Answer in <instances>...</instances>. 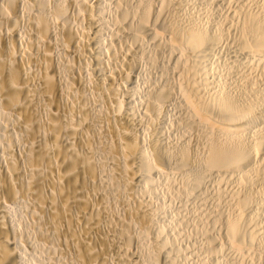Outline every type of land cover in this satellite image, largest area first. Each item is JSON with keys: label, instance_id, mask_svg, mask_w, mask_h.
<instances>
[{"label": "bare ground", "instance_id": "6f19581e", "mask_svg": "<svg viewBox=\"0 0 264 264\" xmlns=\"http://www.w3.org/2000/svg\"><path fill=\"white\" fill-rule=\"evenodd\" d=\"M105 1L0 0V264H145L146 260L142 259L145 255H142L143 251L140 250L142 244H145L144 240L147 241L151 233L155 239L154 244L147 241L151 245H146V250L152 247L148 255L143 245L144 253L148 256L147 264H160L162 258L169 261V264L172 262L176 264L174 259L177 261L178 258L175 256L176 258L170 259L171 253L169 251L168 254L166 247H169L168 250L171 248L166 245L167 239L160 235V231L161 234L164 233V228H160L161 225L164 226L160 223L164 220H160L164 214L161 215L160 212L166 210L165 204L164 207L159 206V208L155 204L157 209L154 208V202L151 203V199L148 200L143 192L154 193V184L158 177H171L170 179L174 178V181L177 178L176 180L180 181L177 174L181 175L180 179L183 177L181 181L185 180L184 184H187L188 189L199 193L198 199L195 197V200H199V196L201 200L205 197L199 190L201 191L203 186L208 185L206 183L217 177L223 178L220 179L219 184L225 183L223 185L225 189L232 185L231 189H227L228 192L237 183L242 182L240 185L242 187V184H245L242 189L236 185L237 188H234L237 190L233 188L232 193L230 191L229 195L232 194V198L229 197L232 199L230 204L224 200L226 197L219 198V194H216V200H224L225 203L224 201L221 203L224 205L228 203V208L223 209L227 204L225 206L222 204V207L219 204V207H216L219 209L215 213L213 209L216 208H212V212L209 211L213 213L212 215L208 212L211 220L210 222L208 219V222L213 226L212 233L217 231V234L221 233L224 238H220L219 234L216 236L213 234L215 238L210 233L212 230H209V234L203 231L201 234V226L198 228V225L203 223L200 220L199 224L197 221L194 225L197 226L195 232L199 229L195 235L200 234L203 239L206 236L207 240H205L209 243L207 247L212 253L205 251L207 248L204 252L208 253L210 259L220 258L219 254L217 255L219 258L217 256L213 258L214 253H217L218 248L222 246L217 244L216 239L219 241L224 239L226 245L219 250L225 251L227 247L226 251H230L229 254L233 252L236 258L238 257L235 255L236 250L238 252L243 248V251L242 249L239 251H242L244 256L242 252L238 253L241 263L247 258L246 249L250 248L249 251L247 250L250 255L255 250H263V255L261 254L263 257L260 256L261 259L263 258L262 261L258 260L260 257H256L259 253H256L257 255L253 253L251 255L253 259L250 257L245 261L248 264L250 259L252 260L250 264H254L253 260L256 257V261L262 264L264 262V177L262 178L261 175L264 173H262L264 167L259 168H263L262 171L256 168L264 164V109L263 106L254 103L257 98L264 99L262 96L264 95V7L258 5L259 0H238L237 3L233 0L234 4L229 0L230 5H235H232L233 8L230 10V5H227L229 1L223 0L227 1L225 6H229V10L226 11L230 13L227 12L226 15L229 14L230 17L225 16L226 11L221 10L228 18V20L224 18L229 23L227 27L233 26V23H230L234 22L233 20L237 21L234 25L239 23L241 26L239 30V24L237 25L241 33L234 30L236 26L230 29L235 33L233 31L234 37L229 38H234L233 41L237 43L234 44L232 41L234 47L231 45V49L237 48L240 52L238 54L237 49L236 51L234 49L236 55L230 49L229 51L233 52L230 56L235 54L239 59L244 53L246 56L244 60L247 59L244 64H255L259 73V77L257 73L256 77L260 78L258 81L263 87L262 91L257 88L258 81H254L255 79L252 81L257 86L254 90L261 92L262 95L261 98L257 96L251 106L240 101L242 99L238 98L240 96V94L237 96L238 92L234 93L230 86L234 85L233 81L229 80L233 82L230 84L227 79L229 86H221L222 84L216 86L215 82L212 84L213 82L210 81L213 64L209 60L215 55L219 56L217 50L219 51L220 44H225L224 42L228 41H225L227 36L232 34L226 32L229 31L226 26H222L225 27V32L216 28L217 23L215 25L213 23L214 20L217 22L216 18H213L214 20L211 18L212 22H206L210 20L206 17L205 22L200 17L201 21L192 20L186 15L190 11L187 12L188 9L184 11L189 0L187 2L185 0H108L110 1L108 5ZM215 3H212V6L213 4L217 6L218 3ZM223 4L221 2L220 7ZM189 6L190 9L191 5ZM225 6L223 5L224 9ZM207 14L205 13V16ZM186 16L190 20H186L184 18ZM108 33L113 37L114 43H106L105 34ZM227 33L229 35H226ZM241 36L243 38L237 42L235 37L237 39ZM222 39L223 43H221ZM151 41L155 42L158 49L162 47L167 49L165 52L169 50L167 53L164 52L165 54L169 52L173 54H168L174 57L172 66L168 67H173L171 68L173 72H170L177 77L181 76V79L177 78L180 80L177 83L168 78V75L165 76L166 73L164 71L163 74L162 69L161 74L167 78H163L162 81L159 78L160 83L151 80L155 84L146 87L144 98L137 100L139 106L141 105L138 112L135 106L137 104L135 95L138 94L135 93L136 83L139 82L136 81L139 76L138 67L141 60L146 59L142 57L150 46L146 45L147 42L153 47ZM119 42H122L125 48L122 47L123 50L117 51L113 44L117 46ZM228 44L230 45L231 41L227 46L225 44L226 51ZM157 48V51H162ZM149 51L147 53L151 55ZM109 55L112 56L110 63L106 59ZM166 58L162 59L166 60ZM148 59L150 61V58ZM215 59L218 60V57L212 59L214 66L217 62ZM233 59L228 61L234 62ZM75 60L81 61L79 66L73 63ZM171 60L168 58L166 67ZM235 62L234 65L237 66ZM239 62L242 61L238 60L237 63ZM219 63L221 64L220 61ZM219 63L216 65H220ZM225 64L227 67L224 66L222 69L227 71L225 67L228 68L229 63L225 62ZM231 64L230 67L233 65ZM244 64L242 66L241 63L243 68L240 66L238 69H248ZM251 65L250 67H253ZM221 66H218L219 70ZM247 69L245 72H253L255 67L250 71ZM215 70L218 69L214 68ZM232 71L230 70L231 76L235 70ZM167 72L169 73V70ZM242 72L241 74H244ZM216 73L220 72H215L214 77L217 76ZM236 73L237 71L235 76ZM225 74L220 73L217 77ZM246 74L244 75H250ZM251 77L247 78L252 79ZM218 78V81L222 80ZM235 78L233 77L234 81L237 80ZM241 78L244 80V76ZM211 79L217 82L216 79ZM223 80L222 83L225 82ZM239 80L241 81L240 76ZM248 83H251V80ZM247 87L246 89L249 90L250 87ZM238 88L235 90L239 91ZM241 96H244V92ZM247 96L251 95L247 94ZM252 98L249 97L251 100ZM173 99H178L181 110L183 109L184 113L178 112L183 117V122L178 124L185 122V127L191 129L184 128L190 132L188 133L192 138L183 133L187 139H194L192 144L185 142L184 135L182 136L184 140L180 139L185 142L184 144L183 141L181 144L178 141L173 143L175 138L171 142L166 137L169 135L163 132L164 128L162 129L160 125L162 123H159L166 118L163 117L165 114L163 115L162 112ZM178 102L176 100L177 104ZM178 106H176L177 110L180 111ZM138 113L142 114L141 121L150 124L146 126L149 129L146 131L148 134L140 128L144 122H138L140 119L136 118ZM179 115L177 116L180 117ZM154 117L159 120L163 118L162 121L155 122ZM169 174L173 175L169 177ZM210 176L213 178L211 179ZM225 176L227 178H224ZM229 178L235 184L227 185ZM207 179L210 181L206 182ZM224 179L227 181H223ZM216 180L215 184L218 183ZM169 181L171 185L174 182ZM164 183L166 184V181ZM183 186L180 188L182 189ZM213 186L211 184L212 188ZM216 187L218 190V186ZM185 188L181 191L185 192ZM212 188L209 189L210 192ZM223 188L222 191L219 188L220 193L223 192ZM162 189L164 190V187ZM197 192L193 194L196 196ZM175 194L179 193L175 192ZM189 194L192 193L182 195ZM182 195L180 199H184ZM185 198L194 200V197ZM215 202L212 205H215ZM161 208L163 210H159ZM182 210L186 209L183 207ZM197 211L196 213L199 212ZM203 211L205 213H202V217L207 213ZM192 216L194 218V215ZM202 217L200 216L202 222L207 221L202 220L205 219ZM25 218L27 220H24ZM207 225L209 224L203 226L206 231L209 229V227L206 229ZM104 227H108L110 233H102ZM205 242L201 243L208 245ZM227 252L225 254L220 252V255L227 256ZM233 255L229 258L233 259ZM241 255L244 259H241ZM225 258L227 261L228 256ZM207 259V264H210L211 260ZM225 260L219 263L229 264L228 261L224 263ZM166 261L165 264H168ZM229 261L234 262L231 259ZM236 264H240L239 261Z\"/></svg>", "mask_w": 264, "mask_h": 264}, {"label": "rangeland", "instance_id": "374dc122", "mask_svg": "<svg viewBox=\"0 0 264 264\" xmlns=\"http://www.w3.org/2000/svg\"><path fill=\"white\" fill-rule=\"evenodd\" d=\"M187 1H188V0H185V2H187ZM196 1H197V2H196ZM212 1H213V2H212ZM217 1H218V2H217ZM217 1L215 0V2H217L218 4L215 3L214 0H211V1H210V0H189V2L187 3L188 6L185 5V7H184V11L188 9L187 12H189V11H190V12H189V14H188V13H187V14L184 13V16H185V14H186L188 17L192 18V20H195V19L197 20V19H198L197 21H201V20L203 21V19H204L205 17H206L207 19H210V20H206V19H204V22H205V20H206V22H207V21L212 22V21L216 18L217 22H216L215 20L213 21L214 25L217 23V26L215 25L216 28H218V29H223L224 32H225L226 29H227V30H229V31H226V32H231L230 29H232L233 26H236L237 28L235 27L236 29H234V30L237 31V32H240V33H241V31H239V30H241V26H240V24L237 23V25L239 24L240 29L238 28L237 25H234V22H235L236 20H233L234 22H230L231 24L233 23V26H232L231 28H230L229 26L227 27V23H228V22H226L225 19H224V18L230 17V16H228L229 14L226 15L227 12H229V11H226L227 9L229 10V6H225L226 3H227V1H223V0H221L222 4L225 2V3L223 4V5L225 6V9L223 8V5H222V7H220V6H221V5H220L221 2H220L219 0H217ZM228 1H229V0H228ZM230 1H231V0H230ZM230 1L227 3V5H230L231 2L234 4V1H233V0H232L231 2H230ZM237 1H238V0H236V3H237ZM257 1H258V0H257ZM259 1H260V0H259ZM259 1H258V5L264 7V0H261V1H260V4H259ZM190 2H191V3H190ZM202 2H203V3H202ZM210 2H211V3H210ZM262 2H263V3H262ZM108 3H110V1L106 0V1H105V4L108 5ZM193 3H195V4H193ZM197 3H199V4H197ZM205 3H206V4H205ZM212 3L217 4V6H216V5L214 6V4H213V6H212ZM261 3H262L263 5H261ZM185 4H186V3H185ZM201 4L204 5V6H202ZM209 4H210V5H209ZM233 4L230 5V10L233 8V7H231ZM189 5H191V8H192V9H191V8L189 9V7H190ZM193 5H195V7H194ZM198 5H199V6H198ZM186 6H187V7H186ZM192 6H193V7H192ZM233 6H235V5H233ZM196 7H197V8H196ZM202 7H203V9H202ZM217 7H218V8H217ZM227 7H228V8H227ZM185 8H186V9H185ZM193 9H194V10H193ZM201 9H202V10H201ZM211 9H212V10H211ZM214 9H215V11H214ZM222 9H223V10H222ZM196 10H197V11H196ZM210 10H211V11H210ZM221 10H222L223 12L226 11V12H224V13H225V16H227V17H225V16L223 15V13H222ZM202 11H203V12H202ZM212 11L214 12V14H213ZM216 11H218V12H216ZM197 12L200 13L201 16H200V14H198ZM219 12H220V13H219ZM190 13H192V14H190ZM205 13H206V14L209 13V15L207 14L208 16H207V15L205 16ZM216 13H217V14H216ZM221 13H222V14H221ZM229 13H230V12H229ZM193 14H197L198 17H197V15L195 16V15H193ZM211 14H212V16H211ZM187 16H186V17H187ZM191 16H194L195 18H193V17H191ZM210 16H211V17H210ZM216 16H218V17H216ZM186 17H184L186 20H190V18L188 19V17H187V18H186ZM199 17H200V19H201V18H202V19L199 20ZM208 17H209V18H208ZM211 18H212V19L214 18V19L211 20ZM221 19H222V20L224 19V20L222 21ZM219 20H220V21H219ZM227 20H228V18H227ZM229 21H230V20H229ZM221 22H223V23H221ZM236 22H237V21H236ZM236 22H235V23H236ZM218 23H219V24L221 23V24L218 25ZM224 23H226V25H225ZM228 25H229V23H228ZM219 26H220V27H219ZM222 26H226V29H224L225 27L223 28ZM228 28H229V29H228ZM238 29H239V30H238ZM234 30H233V31H234ZM233 31L231 32L232 34L230 33L231 35H229L228 33L226 34V35H229V36H227L228 39H227V38L225 39V41L228 40L227 42H224V40H223L226 36L222 39L223 41H221V43L224 42V43L226 44V46H227V43H228V42L230 43V41H231V44H230V45L228 44V45H229L228 47H230V48L228 49V47H227V51H226V49H225V48H226L225 44H223V45L220 44V45H221V47H220L221 49L218 48L219 51L217 50V53L219 52V53H218L219 56L223 54L221 57L224 59V61H225V58H226V61H225V62H228V63H229V64H228L229 67L226 68V67H227V66H226L227 63L225 64V62L223 61L222 58H221V59H222L223 62L221 61V59H219V58H220L219 56H216V55H215V56H213V57H214V58H215V57H216V58L218 57V60L221 62L222 66H221V64L219 63V61H218L217 59H215V60H217V62H215V66H216V67H215V66H214V63H213V60H212L213 57H212V59H211L212 61H211V60H209V61L213 64V66L211 67L213 70L211 69V70H212V73H211V71H210V74H212V75L209 76V77L214 78V79L217 80V78H218L217 76H219L220 73L225 74L224 72H226L225 75H223V76L220 75L219 78H221V79L223 80V79L226 77V78L224 79L225 82H227V79H228V81H229V80H230V81H233V82H234V85L231 84V83H233V82H230V81H229L230 84H231L230 86H232L231 88L234 90V93H235V91H236V94H237V92H238V95H237V96H239V94H240V96L238 97V98L242 99V100H240V101H241L242 103H244V104H247V105H251V106H253V103H254V100L256 99V97H257V96L260 97V96L262 95V93L259 92V91H262L263 87H262L261 84H259V81H258V80H260V78H257V77H256L257 75H258V77H259V73L257 72V68H256L255 64H254V65L252 64L253 67H250L251 64H250V65H245L247 59H246V61L244 60V58L246 57V56H244V53L241 54L240 58L238 59V57H237L236 55H237V53L240 54V52H238L239 50H238L237 48H236L237 51H236L235 48H233V50L231 49V45H232V43L234 42V41H233L234 38H233V39H230L231 37H234V36H233ZM235 31H234V33H235ZM237 32H236V34H238ZM242 32H243V31H242ZM236 34H234V35H236ZM109 35H110L109 33H108V34H105V37L107 38V39H105L106 43H107V42H108V43H109V42H113V43H114L113 37H110ZM240 35H241V34H240ZM243 35H244V37H246V36H245L246 34H245L244 32H243ZM243 35H242V36H243ZM230 36H231V37H230ZM242 36H241V38H238V37H239V34H238V37H237V39H236V37H235V40H237V42H238L240 39L243 38ZM229 37H230V38H229ZM110 38H111V39H110ZM108 39H110V41H109ZM232 41H233V42H232ZM151 42H153V41H151ZM119 43H120V42H119ZM147 43H148V44H146V45H147V46L150 45V46L148 47V50H146V51L148 52V51H149V48H150V51H149V52H150L151 55H149V54L146 52V54L144 55L145 57H144V56L142 57V59H143V58H146V59H143V61L141 60L140 67H138V68H139V69H138V74H139L140 77L138 76V79H139V80H138V79L136 80L137 82L139 81L138 83H136V87H137V89H136V92H135V93H138V94L135 95V96H136V97H135V98H136L135 102L137 103V104H135V106H136V108L138 109V110H137L138 112H140V108H139V107L141 106V105L139 106L138 101H140L141 97H142V99L144 98V94H145L144 91L147 90L146 87H149V86L153 83L152 81H157L156 83H160V82H158V81H160L159 78H161V81H162L163 78H167V77H165V76H167V75H168V78L175 80L177 83L180 82V80L178 79V80H179V81H178L177 78H180V79H181V76H178V77H177L175 74H172V73H171V72H173V71H171V70L173 69V67H171L172 69H171L170 67H168V66H170L171 64H173L172 62H174V61H173V60H174V59H173L174 57L168 55V54H170V52H169L168 54H165V53H167L169 50L165 52V50H167L166 48H162V47L160 48V47H159L160 49H158V48L156 47V45L154 44L155 42H153V44H152L153 47H151V43H150V42H147ZM235 43H236V41L234 42V44H235ZM115 44H117V43L115 42ZM234 44L232 45V47H234ZM236 44H237V43H236ZM111 45H112V43H111ZM120 45H121V47H118V46H120ZM154 45H155V46H154ZM147 46H145L146 49H147ZM222 46H224V47H222ZM113 47H114V48L116 47L115 49H116L117 51H120V49H121L122 47H123V49L125 48V46L122 45V42H121L119 45H117V46L113 44ZM117 47H118V48H117ZM153 48H155V49L152 51ZM156 48H157L158 50H162V51L164 50V51H163V52H162V51H157ZM222 48H223V51H222ZM123 49H121V50H123ZM230 49H231V51H234V49H235V51L237 52V53H236V52L234 51V52L236 53V55L234 54L233 56H230V54L232 55V53H233V52L229 51ZM155 50H156V52H158L157 54L159 55V59H158V55L156 54ZM224 50H225L226 52H225ZM153 52H154V54H153L154 57H152V58L154 59L155 56H156V55H157V56H156V58L154 59V61L152 62L153 59L151 58V56H153V55H152ZM164 52H165V53H164ZM181 52H182V55H183V51H181ZM184 52L186 53L185 50H184ZM220 52H221V53H220ZM230 52H231V53H230ZM185 53H184V54H185ZM217 53H214V54H217ZM227 53L229 54V56H230L232 59L236 57L235 60H237V61H238V60H239V61H242V62H241V63H242V66H243V64L245 63L244 66H248V69H247L246 67H244V68H246L248 71L253 70L254 67H255V70H253V72H252V71H251V72H245L246 69H245V70H244V69H238V68H240L241 63L239 62V64H238L237 61L235 62L234 59H233L232 61H234L235 64H237V66L234 65V62H229V61L231 60V58L228 56ZM155 54H156V55H155ZM224 54H225V55L227 54V56H225ZM146 55H147V57H146ZM160 55H162V56L166 55L167 58H166V57H162V56H160ZM167 55H168V56H167ZM170 55H173V54L171 53ZM242 55H243V56H242ZM148 56H149V57H148ZM224 56H225V57H224ZM238 56H239V55H238ZM107 57H108V58H107ZM111 57H112V56H111ZM111 57H110V55H109V56H106L107 61L109 60L108 63H110V62L112 61V58H111ZM170 57H172V58H170ZM241 57H242V58H241ZM109 58H110V59H109ZM148 58H150V61H149ZM160 58H161V60H160ZM162 58H166V60H165V59H162ZM168 58H169V59H172V60H171V62L168 61V62H170V64H167V67H168V68H167V67H166V63H167ZM147 59H148V60H147ZM240 59H241V60H240ZM242 59H243L245 62H243ZM110 60H111V61H110ZM159 60H160V61H159ZM228 60H229V61H228ZM75 61H76V62H75ZM75 61H74L73 63H76V64L79 66L81 61H79V60H75ZM146 61H147V62H146ZM77 62H78V63H77ZM143 62H144V63H143ZM164 62H165V63H164ZM210 62H209V63H210ZM142 63H143V64H142ZM151 63H152V64H151ZM216 63H217V64L219 63L220 65H216ZM230 63H232V64L234 65V66H233V65L231 64L234 68H233L232 66H231L232 68L230 67ZM76 64H75V65H76ZM159 64H160V65H159ZM247 64H249V63H247ZM153 65H156V67H158L159 69L156 68V67L153 66ZM158 65H159V66H158ZM252 65H251V66H252ZM164 66H165V67H164ZM171 66H172V65H171ZM210 66H211V64H210ZM210 66H209V67H210ZM218 66H219V67L221 66L220 70H219V67H218ZM224 66H226V67H225V70L227 69V71H224V70H223V69H224ZM238 66H239V67H238ZM242 66H241V67H242ZM151 67H152V68H151ZM162 67H163V68H162ZM222 67H223V69H222ZM236 67H237V70H236ZM140 68H141V69H140ZM214 68L218 69L219 71H218V70H217V71H216V70L214 71ZM229 68H231V69H229ZM242 68H243V67H242ZM153 69H154V70H153ZM162 69H163V71H162ZM166 69H167V71L169 70V73H170V74L166 71ZM221 69H222L223 71H222ZM139 70H140V71H139ZM230 70H231V71H232V70H233V71L235 70V71H234V74H235V72L237 71L238 74L236 73V76H238V75L240 74L239 76H240L241 81L239 80V76H238V78H237L234 74H233V76H231L232 74L230 73ZM241 70H244L243 72H244V74L247 73L246 75H248V73H249L250 75H248V76H249V78H250V76H252V77H251L252 79H249V78H247L248 76H245L244 74H241V72H242ZM146 71H147V72H146ZM149 71H150V72H149ZM161 71H162V73L165 71L166 75H165V76L163 75V74H165V73L161 74ZM170 71H171V72H170ZM233 71H232V72H233ZM140 72H141V73H140ZM215 72H220V73H219V74L216 73L217 76L214 77ZM228 72H229V73H228ZM239 72H240V73H239ZM243 72H242V73H243ZM254 72H255V73H254ZM252 73H254V74H252ZM256 73H257V75H256ZM140 74H141L142 76H141ZM171 74H172L174 77H173ZM227 74H230V75L227 76ZM251 74H252V75H251ZM160 75H161V77H159ZM169 75L172 76V78H171ZM177 75H178V74H177ZM254 75H255V76H254ZM145 76H146V77H145ZM149 76H150V77H149ZM154 76H155V77H154ZM162 76H164V77H162ZM175 76H176V77H175ZM221 76H222L223 78H222ZM224 76H225V77H224ZM241 76H244L243 79L245 80V78H246V80H245V81L242 80ZM253 76H254L255 78H253ZM142 77H143V78H142ZM227 77H228V78H227ZM233 77H234V78L236 77L235 79H237V80L234 81ZM260 77H261V74H260ZM151 78H152V79H151ZM211 78H210V81L213 82V83H212V82H211V83L214 84V82H215V85H216V86H219V85H217V84H220V85L222 84L221 86H229V83H228V82H227V83L223 82V83L225 84V85H223L221 79H220L221 81H218V80H217V82H216V81L212 80ZM219 78H218V79H219ZM229 78H232V80L229 79ZM256 78H257V79H256ZM262 78H263V77H262ZM142 79H144V80H142ZM147 79H148V80H147ZM153 79H154V80H153ZM157 79H158V80H157ZM247 79H248V80H247ZM253 79H255L254 81H258V82H256V83H257L256 85H257L258 87H257V86L255 85V83L252 81ZM151 80H152V81H151ZM163 80H164V79H163ZM224 80H223V81H224ZM250 80H251V83H248ZM150 81H151V82H150ZM175 81H174V82H175ZM242 81H243V83H245V84H243ZM140 82H141L142 84H141ZM143 82H144V84H143ZM172 82H173V81H172ZM219 82H220V83H219ZM240 82H241V83H240ZM252 82H253V84H252ZM149 83H150V84H149ZM239 83H240L242 86H241ZM139 84H140V85H139ZM153 84H155V82H154ZM153 84H152V85H153ZM235 84H236L237 86H236ZM238 84H239V85H238ZM250 84H251V85H250ZM258 84H259L260 86H259ZM243 85H244V86L249 85L248 87H250V89H249V90L246 89L247 86L244 88ZM253 85H255V87H254ZM141 86H142L143 88H142ZM234 86H235V88H234ZM238 86H241V87L238 88ZM242 87H243V88H242ZM248 87H247V88H248ZM256 87L258 88V90H259V89H261V90H259V91L256 90V91H255L254 89H256ZM236 88H238L239 91H238V90H235ZM251 88H253V90H252ZM242 89H243V90H242ZM245 90H246L247 93H245ZM241 91H242V93H241ZM250 91H253V93H255V94H253V93L250 92ZM254 91H255V92H254ZM243 92H244V96H245V98H244V96H241V94L243 95ZM248 92H249L250 94H249ZM260 93H261V94H260ZM140 94H141L142 96H139ZM247 94H248V95H251V96H247ZM252 94H253V95H256V96H253ZM259 94H260V95H259ZM262 96H264V95H262ZM241 97H242V98H241ZM246 97H247V98H246ZM249 97H251V98L253 97V98H254V99L252 98L253 101H252L251 99H249ZM260 98H261V97H260ZM243 99H244L245 102L243 101ZM246 99H247V100H246ZM261 99H263V98H261ZM261 99H258V98H257V100H255V103H254V104H258V106L261 105V107L263 106L262 108L264 109V105H263V104H264V99H263V100H261ZM137 100H138V101H137ZM173 100H174L175 102H174ZM173 100H172L173 103H172V102H171V104L169 103L170 105L168 104V105L164 108V111L162 112V114H163V113L165 114V115L163 114V115H164L163 117H166V118L161 117L160 120L162 121V118H163V121H165V122H163V121H162V122H159L160 120L157 119L156 117H154V119H155L154 121H155V122L158 121L159 123H162V124H160V125H161L162 129L164 128V129H163V132H164L166 135H167V134L169 135V136H166V137H167V139H169L171 142H173L172 140H174V138H175V140H174L173 143H175L176 141H178V142L181 144L182 141L184 140V137H185V142H188L187 144H189V143L192 144L193 141H194V139H192L193 141L190 140V138H192V135H190V134H189L190 132L188 131V130H191V129L188 128V127H185V126H186V123H185V122H184L185 125H184V123L181 124V123L183 122V117H182L181 115L178 114V112H179L180 114H181V113H184V112H183V109L181 110L182 107L180 106V102H178V99H173ZM176 100H177L178 104L176 103ZM249 100H250V101H249ZM256 101H257V102H256ZM261 101H262V102H261ZM246 102H247V103H246ZM249 102H250V103H249ZM258 102H259V103H258ZM262 103H263V104H262ZM174 105H176V106L179 105L180 107H179V106H178V107H179V110H180V111H178V110H177V107L174 106ZM173 106H174V107H173ZM255 106H257V105H255ZM255 106H254V107H255ZM258 106H257V107H258ZM167 107H168V108H167ZM255 108H256V107H255ZM181 111H182V112H181ZM166 112H167V113L169 112V113L167 114ZM166 114L169 115V116H167ZM141 115H142V114H141ZM141 115H140V113H138V115L136 116V118L139 119V118L141 117ZM177 115H179L180 117H178ZM138 117H139V118H138ZM179 118H180V119H179ZM156 119H157V120H156ZM169 119H170V120H169ZM173 119H174V120H173ZM181 119H182V121H181ZM171 120H172V121H171ZM175 120H176V121H175ZM138 122H140V123L144 122V124H143V123L141 124L140 128H141V129L143 128L145 132H146L147 130H149V129L147 128V127L150 125V124L148 125L149 122L147 123V121H143V120L141 121V118L138 120ZM145 122H146L147 124H146ZM175 122H176V123H175ZM178 122H181V123L178 124ZM260 122H261V121H260ZM165 123H166V124H165ZM173 123H174V124H173ZM169 124H170V125H169ZM142 125H143V126H142ZM147 125H148V126H147ZM179 125H181V126H179ZM183 125H184V127H183ZM146 126H147V127H146ZM172 126H173L174 128H172ZM258 126H260V124H258ZM145 127H146L147 129H146ZM166 127H167V128H166ZM177 127H178V128H177ZM169 128H170V129H169ZM180 128H181V129H180ZM184 128H187L188 130H186V129H184ZM172 129H174V130H172ZM256 129L259 131L258 128H256ZM164 130H165V131H164ZM181 130H183V131H181ZM184 130H186V131H184ZM254 130H255V128H254ZM172 131H173V132H172ZM174 131H175V132H174ZM255 131H256V130H255ZM148 132H149V131H148ZM171 132L173 133L172 135H171ZM176 132H179V133H176ZM183 132L185 133L186 136L189 135V137H190V136H191V137H190L189 139H187ZM188 132H189V133H188ZM146 133H147V132H146ZM180 133H182V134H180ZM186 133H187V134H186ZM195 133H196V132H195ZM147 134H148V133H147ZM165 134H164V136H165ZM175 135H177V136H175ZM183 135H184V137H182ZM173 136H174V137H173ZM178 137H179V139H178ZM187 137H188V136H187ZM182 138H183V140H180V139H182ZM193 138H194V136H193ZM169 140H168V141H169ZM187 140H188V141H187ZM190 141H191V142H190ZM178 142H177V143H178ZM185 142L183 141V144H184ZM189 146H191V145H189ZM260 161L262 162V160H260ZM261 162H260V163H261ZM260 163H259V164H260ZM263 163H264V161H263ZM257 164H258V163H257ZM259 164H258V165H259ZM259 166H260V167H259ZM259 166H257L256 169H259V168H261V167H264V164H263V165H259ZM262 169H263V168H262ZM262 169H259V170L262 171ZM257 171H258V170H256V173L259 172V171H258V172H257ZM261 171H260V173H261ZM263 172H264V170L262 171V173H263ZM262 173H261V174H262ZM258 174H259V173H258ZM261 174H260V175H261ZM172 175H173V174H169V177L172 176ZM174 175H176V174H174ZM263 175H264V173H263ZM263 175H261L262 178L264 177ZM177 176H178V179H179L180 181L176 180L177 178H176L175 176H174V177L176 178L175 181H174V178H173V179H170L171 177H170V178H168V177H167V178H166V177L164 178V176H163V177H161V178H159V177L156 178V181H155L156 183L154 184L155 186H154V190H153V192L155 193L156 196L154 195V193H152V191H151V192L148 191V192H149V193H148L149 195L147 194V192H143V194L145 193V194L147 195L148 200L151 199V200H150L151 203L154 202V206H153L154 208H156V207L159 208V206H160V207H161V206L164 207V204H165L164 209L166 208V210H164V212H162V211L160 212L161 215H162V213L164 214V215H162L163 218H162V216H161V219H160V220H161V221H162V219H164V220H163V222H160V220H159V222L162 223L164 226L161 227L162 225H161L159 222H158V223H159V225H161L160 228H164V231H163L164 233L161 234L162 231H160V235H162L163 238L165 237V239H167V243H168V244H166V245H169L170 248H171V249L168 250L169 247L167 246V247H166V248H167L166 251H168V254H169V251H170L171 254H172V253L177 254V255H174V254L171 255V254H169V256L172 257V258L170 257V259H173V257L176 256V257L178 258L177 261H180V262H179L180 264H203L205 261H206L205 264H207V260H208L207 258H209V260H211V261H209L210 264H211V263L214 264V263H215L214 261H216L215 264H218L219 261L222 262L221 260H225V259H226L225 257L228 256V258H227L228 260H227V261H228L229 264H230V262H231V261H229V259H231L232 261H234L235 259H237V260H236L237 262H236V261H234V262L238 263V261H239L240 264H244V263L246 264V263H247V262H245L246 259H248V258H250V257H251V259H253L252 256H251V255H253V253H254V254H256V253L258 254V253H259L260 255H259V254H258V255L256 254L257 256L255 255V256L258 257V258H259L260 256L263 255V253H262L263 250L261 251V250H259V249H258L259 252H258V250H255L254 252L251 251V252H253V253H251V255H250V252L248 253V251L250 250V248L245 250V247H244L245 254L247 253V254H246V257H247V258H245V261H242L243 263H241V262H240L241 260H240V257H239V256H240L239 254H241V253H239V252H242V251H243V248H241L242 251H239V250H241V249H239L238 252H237V250H236V254L234 253L235 255H238V257L236 256V258H235V256L233 255V252H232V254H229V253H231V252H230V251H229V252L226 251V248H227V247H225V251L227 252L228 255H227V256L222 255V254L220 255V252H221V253L223 252L224 254L226 253L224 250H222V251L219 250L220 247H221V249L224 248V246L226 245V242H225L224 239H223V240H220V241H219L218 239H216V240H217V244H218L219 246L222 244V246H220V247L218 246L219 248H218V250L216 251L217 253H214V256H213V254H212V256H213V258H215V256H217V255L219 254L218 256H219L220 258H219L218 256H217V258H219L220 260H219V259L213 260L212 258L210 259V257H208V255H207L208 253L206 254V253L204 252V249H206V248H207V249H206L205 251H207V250L210 251V250H209V247H207V246H209V243H208V241H206V240H207V239H206V236H205L204 239H203V238H201V237L199 236V235H200L199 233H198L199 235H195L196 232L199 230V229H198V230L195 232L196 227H197V226H196V227L194 226L195 223H197V221H198V224H199V220H200L201 223L204 224V223L207 222V223L210 225V224H211V223H210L211 220H210L209 217H210L211 212L214 210L213 213H215L216 210L219 209V208H218V209L216 208L217 206L219 207V204H221L220 207H222V204H223V203H221V202H223L224 200L228 201V203L231 202V201H232V199H231V198H232V197H231L232 194L229 195L230 191H231V193H232V190L236 189L237 186L239 187V186L241 185L242 182L239 183V184L236 182L237 184H235V183H233V181H230V180H231L230 178H229V181H227V179H224L223 181L226 180V181H227V182H226L227 185H229L228 183H230V184H235V186H233V188L236 187V188H234V189L232 188V190H230V191L228 192V190L231 189V186H232V185H230V188L226 186L227 189L229 188V189L227 190V189H225V186H223V185L225 184L224 182H223L224 184L222 183L223 185L219 184V181H221L220 179H223V178H219V177H217V178H215V179L213 180V179H212L213 176H210V178L212 179L211 181H213V182H211L210 179H209V180L207 179V181H206V182L210 181V182L206 183V185H207V184L209 185V183H210L209 188H208V185L202 187L203 189L205 188V189H208V190H205V189H204V190L202 189L203 191H202V190H201V191L199 190L200 194H201L202 196H203V195L205 196V197H203L204 199L202 198V200H201V196H199V200H197V199H198L197 197H198L199 193L196 191V192H197V195L195 196L194 194H195L196 192L194 193V191L192 192L190 188H189L190 190L187 188V187H188L187 184H184L185 180H184V182L181 181L183 177H181V179H180L179 176H181V175L177 174ZM214 177H216V176H214ZM224 178H227V177L225 176ZM161 179H162V180H161ZM168 179L174 181L176 186L173 185L174 182H172L173 184L171 185V182H170ZM216 179H217L218 181H217ZM157 180H158V181H157ZM163 180L166 181V184H167V182H170V183H169L170 185H169V184H167V185H168V186H171V188L168 187V186L164 183ZM215 180H216V182H218V183L215 184V183H214ZM263 180H264V179H263ZM176 182H178V183H176ZM182 182H183V184H182ZM213 183H214V186H215V187L213 186ZM220 183H221V182H220ZM157 184H158V185H157ZM164 184H165V185H164ZM179 184H180V186H179ZM211 184H212L214 190H213V188L211 187ZM162 185H163V186H162ZM182 185H184V186H183L184 188H185V187L187 188V189L185 188L186 191L188 190L187 192H186L185 190H183V191H185V192H182V191H181L182 189H184L183 187H182V189L180 188ZM185 185H186V186H185ZM236 185H237V186H236ZM242 185H243V187H244L245 184H242ZM160 186H161V187H160ZM174 186H175V187H174ZM216 186H218V190H217V187H216ZM219 186H220V187H219ZM222 186H223L224 188H223ZM163 187H164V190L162 189ZM165 187H166V188H165ZM178 187H179L180 190L178 189ZM240 187H241V188H239V189H242V188H243L242 186H240ZM155 188H156V189H155ZM169 188H170V189H169ZM174 188H175V189H174ZM210 188H212V189H211V192H210V190H209ZM219 188H221V189H220L221 191H222V188L224 189L222 193H220ZM173 189H174V191H173ZM155 190H156V191H155ZM171 190H172V191H171ZM177 190H178V191H177ZM212 190L215 191V194L212 192ZM216 190H217V192H216ZM226 190H227V191H226ZM236 190H237V189H236ZM157 191H159V192H157ZM163 191H164V192H163ZM166 191H167L168 193H167ZM190 191H191V192H190ZM224 191H225V192H224ZM156 192H157V193H156ZM175 192H176V193H179V194H180V192H182V193H181L180 195H179V194L177 195V194H175ZM188 192H189V193H192V194H189V195H187V196H189L190 198L194 197V200H193V198H192V199H188V198L186 199L185 197H187V196H183V195H182L183 193H184V195H186ZM201 192H202V193H201ZM203 192H204V193H203ZM209 192H210L211 194H210ZM226 192H228V193H226ZM140 193H141V192H140ZM193 193H194V194H193ZM206 193H207V194H206ZM141 194H142V193H141ZM141 194H140V195H141ZM143 194H142V196L144 197ZM159 194H160V195H159ZM174 194H175V195H174ZM205 194H206V195H205ZM213 194H214V195H213ZM216 194H217V195L219 194V195H218L219 198H224V197H226V198L231 197V198H229L228 200L225 198L224 200L219 201V200H221V199H218V197H217V199H218V201H219V202H218V201L216 200V196H215ZM220 194H221V195H220ZM224 194H227V195H224ZM150 195H151V196H150ZM170 195H171L172 197H171ZM181 195L183 196L184 199H180V198H182ZM191 195H192V196H191ZM207 195H208V197H207ZM211 195L214 196V197H213L214 200L212 199V196H211ZM177 196H178V197H177ZM220 196H223V197H220ZM152 197H153L154 199H153ZM195 197L197 198L196 200H195ZM210 197H211V198H210ZM144 198H145V197H144ZM207 198H208V199H207ZM145 199H146V198H145ZM174 199L177 200L178 202L175 201ZM211 199H212L214 202H215V200L217 201V203L215 202V205L217 204L216 206H215V205H212V204H214V202H212ZM172 200H173V201H172ZM208 200H209V201H208ZM187 201H188V202H187ZM194 201H195V202H194ZM196 201H197V202H196ZM204 201H205V202H204ZM207 201H208V202H207ZM176 202H177V203H176ZM190 202H191V203H190ZM199 202H200V203H199ZM203 202H204V203H203ZM210 202H211V203H210ZM183 203H184V205H183ZM185 203H186V205H187V203H189V204L186 206ZM224 203H225V201H224ZM228 203H226V204H227V207L225 206L226 204H225V205L223 204V205L225 206V207L223 206V207H224L223 209H227V208H228V205L230 204V203H229V204H228ZM155 204L157 205L156 207H155ZM175 204H176V206H175ZM191 204L193 205V208H192V205H191ZM206 204H207V206H206ZM195 205H196V206H195ZM198 205H202V206H198ZM210 205H211L212 207H211ZM169 206H170V207H169ZM182 206H183L184 209H186V210H182V209H183ZM208 206H210L211 208L208 207ZM213 206H214V207H213ZM185 207H188V208H185ZM197 207H200V208L197 209ZM206 207H207V208H206ZM157 208H156V209H157ZM172 208H173V209H172ZM176 208H177V209H176ZM195 208H196V209H195ZM204 208H205V209H204ZM209 208H210V210H209ZM212 208H216V209H213V210H212ZM169 209H170V212H169ZM178 209H179V210H178ZM192 209H194V210H192ZM221 209H222V208H221ZM159 210H163V208H161V209H159ZM180 210H181V211H180ZM190 210H191V211H190ZM197 210H198L199 212H201V211H203V210H205V211L207 212L206 214H204L205 219H202V220H207V221H205V222L203 221V222H202V221H201V218H200V216H201V217L203 216L202 213H205V212H204V211L201 212V215H200V213H199ZM196 211L199 213V215H198V213H196ZM209 211H211V212H209ZM219 211H220V210H219ZM208 212L210 213L209 216H208ZM167 213H168V214H167ZM176 213H177V214H176ZM213 213H212V214H213ZM170 214H171V215H170ZM212 214H211V215H212ZM192 215H194V218H193ZM205 215H206V216H205ZM186 216H187V217H186ZM188 216H189V217H188ZM178 217H179V218H178ZM204 217H202V218H204ZM206 217H207V219H206ZM27 218H28V217H27ZM27 218H25L24 220H27ZM165 218H166V220H165ZM176 218H177L178 220H177ZM190 218H191V219H190ZM175 219H176V220H175ZM188 219H189V220H188ZM208 219L210 220V222H208ZM28 220H30V219H28ZM182 220H184V221H182ZM179 221H180V222H179ZM192 221H193V222H192ZM195 221H196V222H195ZM164 222H165V223H164ZM185 222H186V223H185ZM189 222H190V225H192L193 227L189 225ZM177 223H178V224H177ZM207 223H206V224H207ZM179 224H180V225H179ZM198 224H196V225H198ZM203 224H202V225H203ZM206 224H205V225H206ZM167 225H168L169 227H168ZM187 225H188V226H187ZM202 225H201V224L198 225V228H199V226H201V231H200L201 234H202V231H203L205 234H207V232H208V234H209V230H212L211 228L213 227L212 224H211L210 226H209V225L206 226V227H207L206 229H208V227H209L208 231H206V230L204 229L205 227H203V226H205V225H203V226H202ZM166 227H167V229H166ZM174 227H175V228H174ZM194 227H195V228H194ZM177 228H178V229H177ZM180 228H181V229H180ZM107 229H108V230H107ZM213 229H215V228H213ZM106 230H107V232H106ZM161 230H162V229H161ZM204 230H205L206 232H205ZM216 230H217V229H216ZM102 231H103V230H102ZM104 231H105V232H104ZM104 231H103L102 233H105V234L110 233V230H109L108 227H107V228L104 227ZM214 231H215V230H214ZM198 232H199V231H198ZM212 232H213V230H212L210 233H212ZM151 234H152V233H151ZM151 234L149 235L150 239H149V237L147 238L149 241H148V240H147V241L153 243V241H154V239H155V238H154L155 236H152ZM166 234H167L168 237L166 236ZM213 234H214L215 236L219 234V237H220V238H221V237L224 238L223 235H221V233L218 232V234H217V231H216V233L214 232V233H212L211 235L214 236ZM164 235H165V236H164ZM179 235H180V236H179ZM220 235H221V236H220ZM183 236H184V237H183ZM198 236H199L200 238H199ZM201 236H203V235H201ZM215 236H214V237H215ZM151 237H153V238H151ZM197 237H198V239H197ZM217 237H218V236H217ZM219 237H218V238H219ZM185 238H186V239H185ZM215 238H216V237H215ZM220 238H219V239H220ZM151 239H152V241H150ZM194 239H195V240H194ZM200 239H201L202 241H201ZM205 239H206V240H205ZM198 240H199V241H198ZM147 241L144 240L143 243H145V244H142V249H143V247H144L143 245H145L144 249L146 250V245L149 244ZM205 241L208 243V245L203 244ZM221 241H222V242H221ZM165 242H166V240H165ZM199 242H200V243H199ZM201 242H203V243H201ZM206 242H205V243H206ZM220 242H221V243H220ZM223 242H224V243H223ZM146 243H147V244H146ZM193 243H195V244H193ZM153 244H154V243H153ZM153 244H152V246H153ZM217 244H215V246H216ZM149 245H151V243H150ZM149 245H148V246H149ZM175 245H176L177 247H176ZM202 245H203V246H202ZM204 245H205V248H204ZM151 248H152V247L147 248V249H148V250H146V251H147V252H146L147 255H148V253L150 252L149 249H151ZM174 248H176L175 250L178 251L180 254H179L178 252H176L175 250H173ZM179 248H180V249H179ZM194 248H195V249H194ZM201 248H202V249H201ZM216 248H217V246H216ZM142 249L140 250V252L143 251L141 254H142V255H145V257H146V259H145V257L142 258V259H143L144 261L146 260V261H145L146 263H145V262H144V263L147 264V263H148V261H147V260H148V259H147L148 256L146 255V253H144V249H143V250H142ZM182 249H183V250H182ZM187 249H188V250H187ZM251 249L254 250L253 248H251ZM180 250H181V251H180ZM227 250H228V249H227ZM247 250H248V251H247ZM172 251H175L176 253H175V252H172ZM200 251H201V252H200ZM210 252H211V251H210ZM218 252H219V253H218ZM260 252H261V253H260ZM193 253H194L195 256L193 255ZM198 253H199V254H198ZM211 253H212V252H211ZM238 253H239V254H238ZM178 254H179V255H178ZM243 254H244V253L242 252V255H243ZM248 254L250 255L249 257L247 256ZM261 254H262V255H261ZM45 255L48 256V254H46V253H45ZM142 255H141V256H142ZM232 255L234 256V257H233L234 260L231 258ZM242 255H241V257H242L241 259H244V257H243L244 255H243V256H242ZM178 256H179V257H178ZM181 256H182V257H181ZM197 256H199V257H197ZM209 256H211V254H209ZM212 256H211V257H212ZM222 256H225V257L223 258ZM229 256H231V257L229 258ZM176 257H175V258H176ZM180 257H181V258H180ZM221 257H222L223 259H221ZM256 257H254L255 260H253V261L255 262L254 264H256V263H258V262L260 263V261H262V259H263V258L261 259V257H260V259H258V260H260V261L257 262V261H256V260H257ZM262 257H263V256H262ZM162 259H163V260H162ZM162 259H161V261H159L160 264H163L162 262H164V264H165V261H166V260H164V258H162ZM238 259H239V260H238ZM174 260L176 261V259H174ZM174 260H171V261H174ZM202 260H203V261H202ZM212 260H213V262H212ZM217 260H218V262H217ZM175 261H174V263L179 264L177 261H176V262H175ZM195 261H196V262H195ZM227 261L225 260L224 263L227 262ZM251 261H252V260H251ZM251 261H250V259H249L248 264H250ZM166 262H167V261H166ZM168 262H169V261H168ZM168 262H167V263H168ZM234 262H233V263H234ZM157 263H158V262H157ZM169 263H170V262H169ZM169 263H168V264H169ZM222 263H223V262H222ZM222 263H219V264H222ZM233 263L231 262V264H233ZM236 263H234V264H236ZM259 263H258V264H259ZM155 264H156V263H155ZM158 264H159V263H158ZM172 264H173V262H172ZM225 264H227V263H225ZM252 264H253V263H252ZM262 264H264V262H262Z\"/></svg>", "mask_w": 264, "mask_h": 264}]
</instances>
